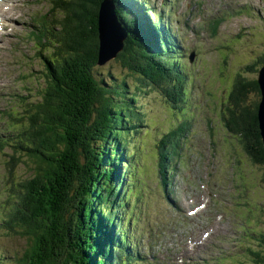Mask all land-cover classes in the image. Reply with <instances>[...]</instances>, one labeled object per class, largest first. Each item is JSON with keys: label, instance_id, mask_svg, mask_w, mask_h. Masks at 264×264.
Segmentation results:
<instances>
[{"label": "rangeland", "instance_id": "obj_1", "mask_svg": "<svg viewBox=\"0 0 264 264\" xmlns=\"http://www.w3.org/2000/svg\"><path fill=\"white\" fill-rule=\"evenodd\" d=\"M25 1L23 7L17 5L18 9L13 10L18 20L9 24V30L12 27L15 29L4 39L1 40L0 37V110L10 108L18 112V118L24 116V107L26 108L31 100L34 101L28 107V111H33L34 103L38 100L33 97L32 91L39 92L45 83L43 63L33 55V42L27 32L35 28L29 17L35 13L46 12L49 3ZM135 1L114 0L107 5L104 16L107 18L109 13L115 14L118 9L129 7L143 29V32L139 30L137 32L147 36L144 33V30H147L145 21L138 14L136 7L131 8ZM164 1L166 7L172 9L171 13L175 15L173 10L176 0ZM183 1L184 4L190 2L191 5L195 3L199 6L198 12L189 17L180 21L173 18L179 36L176 42L182 50L179 58L180 62L184 63L187 86L191 91L187 104V111L191 116V132L188 151L179 162L177 174L173 178L172 194L167 200L158 196V191L162 189L159 186L156 169L155 147L162 135L178 124L177 113H172L171 105L156 91H151V88L141 89L137 96L136 108L142 110L145 123L143 118L142 127L132 138L131 161L121 159L122 164L124 162L128 164V168L125 172L122 166L118 175L117 169L114 168L112 175L111 186L118 188V196L112 208L121 216L129 214L132 210L129 200L135 195L134 190H142L134 212L135 216L136 211H139L137 227L142 231L138 248L140 258L136 264H163V261L164 264H227L220 259L223 258L224 252L232 248V239L236 236L235 225L239 219V212L229 199L228 193H233L231 185L238 180L236 176L238 173L247 184V200L264 208L262 179L264 170L247 159L241 148L242 141L240 146L236 139L229 137L218 119V111L233 78L240 74L242 76L238 79L257 81L264 70V62L260 61L261 57L264 59V0ZM149 2L151 6L153 0ZM245 10H248V14L243 13ZM140 11L142 14L145 12L143 8H140ZM221 15L226 16V20L219 25L217 35L212 37L208 23L212 18ZM185 21L187 25L184 24ZM109 23L113 27L109 25L111 31V36L108 37L109 49L107 53L102 54L103 59L111 58L119 47L122 46L123 49L126 36L132 33L128 30L126 34L127 30L124 28V32L120 30L118 32L117 25L111 20ZM237 34L239 37L235 38ZM153 46L155 53L150 61L154 73L162 78L169 77L173 74L171 69L157 68V63H162L166 59L161 55L162 52L168 54L166 47L157 48L151 43L150 47L153 50ZM192 49L197 53V57L191 66L187 62V56ZM60 50L61 48L53 50V53L59 54L58 57L61 58ZM151 52L148 51L149 54ZM135 53L139 54L137 51ZM156 54L157 62L153 60ZM253 63L256 65L250 68ZM97 71L103 74L111 73L119 82L125 81L127 88L132 90L138 87L133 77L115 61ZM199 83L201 85H198ZM260 87L263 93L262 101L259 100L261 95L257 96L251 92L245 98L247 105L249 101L251 103L259 101L258 107H261L264 102V79L261 80ZM18 97H25V101L19 100L16 103ZM174 99L173 93L169 100ZM22 103V107L19 106ZM260 116L261 126L263 123L264 128L262 108ZM11 122H14V119L0 115V142H3L0 147L1 217L6 211L11 193L14 192L13 185L16 184L18 188L17 182L26 179L27 176L30 177L32 173L29 167L17 164V156L14 155L15 158L12 159L11 148L5 146L6 142L15 140L14 129L8 127V123ZM233 126L234 118L232 130L237 131ZM237 134L242 139L241 134ZM169 148L170 145L165 150ZM197 201L205 207L194 216H187V208ZM176 203L182 206L181 211L172 208ZM79 208L82 209V205ZM260 217L261 212L255 211L251 214V222L256 223ZM8 221L7 217L4 224L0 225V260L7 264H16L15 258L23 254L28 237L9 235L4 231L9 230L5 225ZM123 224L124 221L121 220L116 226L114 224L115 227L105 230L107 238L104 242L107 241L106 246L109 247L111 240L112 246L108 248V253L114 256V246L121 242L116 231L117 228H123ZM204 232H208V237L200 240ZM117 251L122 255L127 254L122 246L118 247ZM248 254L249 252H245V255ZM118 261L119 257L115 264H118ZM248 263V260L235 262Z\"/></svg>", "mask_w": 264, "mask_h": 264}, {"label": "trees", "instance_id": "obj_2", "mask_svg": "<svg viewBox=\"0 0 264 264\" xmlns=\"http://www.w3.org/2000/svg\"><path fill=\"white\" fill-rule=\"evenodd\" d=\"M112 1L48 0L49 11L58 17L56 38L60 34L62 57L53 64L52 56L57 60L59 54H52L54 46H50V59L42 62L44 86L39 92L32 91L38 101L32 112L26 107L24 116L15 115V140L5 143L11 148V158L16 155L17 164L32 172L17 182L18 188L13 185L14 192L2 219L0 213V225L9 218L5 224L9 230L4 231L28 237L23 254L15 258L16 264H115L118 257V264L121 263L119 254L108 260L109 247L104 242L105 230L114 226L119 214L112 208L118 196V188L111 186L114 168L116 175L122 166L126 172L128 164H122L121 159L131 161L132 138L143 125L142 110L136 108L138 93L151 88L172 102L169 98L178 86H172L171 80L179 74L162 78L154 73L150 60L155 47L153 50L150 45L154 43L159 48L156 42L170 41L172 37L147 27V36L138 33L139 21L129 7L112 15L127 30L126 34L128 30L132 33L126 36L123 49L119 47V54L101 63V12L104 10L105 14ZM153 60L157 62V54ZM113 61L133 77L138 84L136 89L127 88L125 81L119 82L111 73L97 71ZM260 61L264 59L261 57ZM157 68L169 69L163 62L157 63ZM251 92L261 95L262 101L258 79H237L231 94L238 110L231 112V124L234 118L233 128L237 131H232L241 134L247 159L264 170L261 107L259 101L246 104L245 98ZM182 94L183 90L173 100L175 106ZM19 100L25 101V97H18L15 102ZM171 141L168 136L161 144L164 159ZM253 241V248L241 259L248 260V264H264V231L255 234ZM137 261L133 258L131 264ZM237 261L241 260L229 258L228 264ZM0 264L7 263L0 260Z\"/></svg>", "mask_w": 264, "mask_h": 264}, {"label": "clouds", "instance_id": "obj_3", "mask_svg": "<svg viewBox=\"0 0 264 264\" xmlns=\"http://www.w3.org/2000/svg\"><path fill=\"white\" fill-rule=\"evenodd\" d=\"M14 6L15 0H0V31L15 18Z\"/></svg>", "mask_w": 264, "mask_h": 264}, {"label": "bare ground", "instance_id": "obj_4", "mask_svg": "<svg viewBox=\"0 0 264 264\" xmlns=\"http://www.w3.org/2000/svg\"><path fill=\"white\" fill-rule=\"evenodd\" d=\"M108 26L109 24L107 23V20L104 16V10H102L101 12V35H103L106 40H102L101 41V47H103L102 49H104V51L106 52V50H108ZM121 51L118 49L117 52H116V55L119 54ZM101 55H102V52H101ZM224 70V69H223ZM228 77V76H227ZM226 77V78H227ZM224 79V78H223ZM264 79V70L261 72V75H259V78H258V81L259 83L261 82V80ZM192 88V87H191ZM261 100V99H260ZM261 108L263 109V112H264V102L263 104L261 105ZM173 202V201H172ZM176 205V204H175ZM147 239V238H146ZM153 245V244H152ZM181 259V258H180ZM163 260V259H162ZM177 260V259H176ZM176 263V261H174ZM163 264H164V261H163Z\"/></svg>", "mask_w": 264, "mask_h": 264}, {"label": "water", "instance_id": "obj_5", "mask_svg": "<svg viewBox=\"0 0 264 264\" xmlns=\"http://www.w3.org/2000/svg\"><path fill=\"white\" fill-rule=\"evenodd\" d=\"M109 20H111V18H109ZM107 23L110 25L109 21H108ZM113 24H114V23H113ZM110 26L113 27L112 25H110ZM114 26L116 27L115 24H114ZM108 28H110V27L108 26ZM116 29H117V31L119 32V30H118L117 27H116ZM101 34H102V33H101ZM121 37H122V36H121ZM103 38H104V36L101 35V41L104 40ZM105 40H106V38H105ZM106 41H107V40H106ZM108 41H109V40H108ZM102 48H103V47H101V52H102V54L108 52V50H106V52H105L104 49H102ZM118 49H119V48H118ZM118 49H117V50H118ZM116 52H117V51H116ZM116 52L114 53V55L116 54ZM114 55H113V56H114ZM113 56H112V57H113ZM112 57H111V58H112ZM111 58L107 57V58L103 59V58H102V55H101L100 61H101V63H104V62L108 61V60L111 59Z\"/></svg>", "mask_w": 264, "mask_h": 264}]
</instances>
